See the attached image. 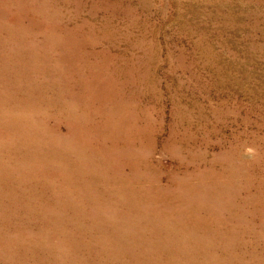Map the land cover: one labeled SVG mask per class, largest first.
Listing matches in <instances>:
<instances>
[{
    "label": "rangeland",
    "instance_id": "1",
    "mask_svg": "<svg viewBox=\"0 0 264 264\" xmlns=\"http://www.w3.org/2000/svg\"><path fill=\"white\" fill-rule=\"evenodd\" d=\"M7 23L11 69L33 62L0 106V264H264V0H0ZM72 57L105 94L64 96L94 160L82 171L69 141L53 152L72 120L34 105L27 80H78Z\"/></svg>",
    "mask_w": 264,
    "mask_h": 264
},
{
    "label": "bare ground",
    "instance_id": "2",
    "mask_svg": "<svg viewBox=\"0 0 264 264\" xmlns=\"http://www.w3.org/2000/svg\"><path fill=\"white\" fill-rule=\"evenodd\" d=\"M24 17V16H23ZM25 18V17H24ZM22 26V25H21ZM8 23L7 24H4V25H0V38L1 37H3L2 39H4V40H11V38L12 37H17V36H15V33L13 32V31H10V30H8ZM4 45H7L6 43H2V46H4ZM26 54V53H25ZM71 57V56H70ZM72 58H74V57H72ZM32 59H30V58H28L27 60H25L24 61V64H22V67L21 68H19L20 69V72L22 71H25L26 70V67H27V65H29V63L30 64H32V62L33 61H31ZM31 61V62H30ZM62 61V60H61ZM20 63H23V61H20ZM35 63V62H34ZM33 63V65H35ZM63 63V62H62ZM11 64H12V59L9 57V53H8V50H4L3 48H2V50H0V106H9V104H10V100H12L11 99V97L12 96H10L9 94L10 93H8L9 92V89H10V86H11V84H14V82L16 83V80H19V77H18V75H17V73L19 72V70H18V72L15 70V69H18V68H15V67H13L12 69H11ZM19 64V63H18ZM37 66H38V64H36ZM36 65H35V67H36ZM30 66V65H29ZM33 67V66H32ZM39 67H40V65H39ZM89 67H91V66H87L86 64H85V62L84 61H80V58H74V61L72 62V65H71V69L72 70H75V71H77L78 73H79V78H78V80H74L72 77H71V75H70V73H69V71H67V78L66 79H64V80H66V81H63V82H65V84L63 85V83H62V85L63 86H65V88L64 89H62V87L63 86H61L60 87V83L57 81V79H55V77H56V75H55V77L53 78H49V76H48V79H47V77H46V79H43L44 80V83H43V80H41V81H36L33 77H32V75H31V73H30V75H27L28 76V83H32V88H33V92H34V94L36 95L35 97H36V99H37V101H39V102H37L36 101V104L34 103V105H37V103H40V102H44V103H49L48 105H52V106H56V109L58 110V113H57V115L59 116V118L61 117V118H63V119H65V120H72L71 122H73V123H71V125L70 124H68V125H70L69 126V128H70V130H69V132L67 133V134H62L63 132H61V131H56L55 133L54 132H52V139H53V145H56V149H54L53 150V152L55 153V154H57V155H59L60 153V155L62 156L63 154H62V147L66 144V142L67 141H69V143L70 144H72V147H73V149H75L76 150V148L78 147L77 145H76V141H77V139H78V130H76V124L74 123L77 119L78 120H80V117L78 116V114H76V112H75V109H76V100L78 99V98H76V99H74V97L72 98V99H70V100H66V99H64V96L65 95H67V93L69 94L70 92L69 91H71L70 90V88H74V87H78V88H82V89H84V91H85V93L87 94V96L90 98V99H95L96 101H100V102H102V101H104V95H103V93H102V91L103 90H101L100 88H99V86L101 85V84H99V85H96V83H95V81H93V79H94V74H93V76H92V74L91 73H89ZM34 68V67H33ZM92 69H94L93 67H91ZM43 69V68H42ZM42 69H40V70H42ZM38 70V69H37ZM19 72V73H20ZM32 72H33V70H32ZM43 72H45V71H43ZM43 72H42V74H43ZM48 72H49V70H48ZM60 72V71H59ZM29 73V72H28ZM46 73H47V71H46ZM62 73V72H61ZM36 74V73H35ZM49 74H50V72H49ZM41 75V74H40ZM45 75V74H44ZM19 76H21V74L19 75ZM24 76H25V74H24ZM38 76V75H37ZM43 76V75H42ZM52 76H54V74L52 75ZM59 76H61V75H59ZM64 76V75H63ZM96 76V75H95ZM23 77V76H22ZM45 77V76H44ZM97 77V76H96ZM60 78H62V77H60ZM59 78V79H60ZM64 78H65V76H64ZM42 79V78H41ZM24 80V79H23ZM61 80V79H60ZM62 80H63V78H62ZM25 81V80H24ZM20 82V81H19ZM27 83V82H26ZM97 83H100V82H98V79H97ZM20 84V83H19ZM18 84V85H19ZM22 84V83H21ZM60 84V85H59ZM16 85V84H15ZM30 85V84H29ZM28 85V86H29ZM103 85V84H102ZM101 85V86H102ZM13 86V85H12ZM11 86V87H12ZM20 86H22V85H20ZM20 86L17 88L16 86V88L17 89H19L20 88ZM14 87V86H13ZM14 87V88H15ZM23 87V86H22ZM25 88H26V84H25ZM29 88H30V86H29ZM76 88L75 89H73V91L74 92H76L75 90H76ZM21 89V88H20ZM23 90H24V88H22ZM11 90H12V88H11ZM31 90V89H30ZM47 91V92H49V94L46 92V94H48V95H51V94H53V93H55V96L53 97L52 95V97H46L45 96V98H44V92L45 91ZM106 90V89H105ZM13 92H14V90H12ZM25 91V90H24ZM27 91H28V89H27ZM50 91H53V93H50ZM80 91V90H79ZM12 92V93H13ZM16 92H17V90H16ZM15 92V93H16ZM29 92V91H28ZM27 92V93H28ZM32 92V91H31ZM71 93V94H74L75 95V93ZM18 93V92H17ZM25 93V92H24ZM84 93V94H85ZM34 94H30V95H34ZM77 94H79L78 92H77ZM76 94V95H77ZM12 95V94H11ZM54 95V94H53ZM73 95V96H74ZM108 95V94H107ZM14 96H15V94H14ZM71 96V95H70ZM16 97V96H15ZM25 97V96H24ZM34 97V96H33ZM32 97V98H33ZM34 97V98H35ZM72 97V96H71ZM70 97V98H71ZM76 97V96H75ZM85 97V96H84ZM108 97V96H107ZM13 98V97H12ZM28 98H30V96L28 97ZM33 98V99H34ZM65 98H66V96H65ZM80 98V97H79ZM14 99V98H13ZM26 99H27V97H26ZM67 99H69V96H68V98ZM84 99H88V98H84ZM31 100V99H30ZM35 100V99H34ZM109 100V99H108ZM111 100H113V99H111ZM111 100H109V103L111 102ZM81 101V100H80ZM88 101H89V99H88ZM88 101H86V103L88 102ZM91 101V100H90ZM89 101V102H90ZM107 101V100H106ZM114 101H115V97H114ZM113 101V102H114ZM31 101H27V100H25L23 103H21V104H23L24 106H26V104H31L30 103ZM84 102V101H83ZM93 102H95V101H93ZM117 102V101H116ZM108 103V102H107ZM33 104V103H32ZM45 104V105H46ZM88 104V103H87ZM98 104V103H97ZM106 104V103H105ZM39 105V104H38ZM44 105V104H43ZM44 105V106H45ZM79 105H80V103H79ZM82 105V104H81ZM80 105V106H81ZM90 105V104H89ZM92 105H96L95 103L94 104H92ZM99 105H101V103H99ZM102 105H104V104H102ZM111 105V104H110ZM113 105V104H112ZM51 106V107H52ZM83 106V105H82ZM116 106V105H115ZM46 107H48V106H46ZM57 107H59V108H57ZM96 107V106H95ZM95 107H89V109L90 108H95ZM111 107V106H110ZM122 107V106H121ZM1 108V107H0ZM98 108V107H97ZM96 108V110H98ZM106 108V107H105ZM104 108V109H105ZM116 108V107H115ZM114 108V109H115ZM125 108V107H124ZM123 108V109H124ZM48 109L50 110V108L48 107ZM83 109V108H82ZM86 109V108H85ZM89 109H87V110H89ZM107 109V108H106ZM110 109V108H109ZM108 109V110H109ZM2 110V109H1ZM5 110V109H4ZM53 110V109H52ZM55 110V109H54ZM54 110H53V112H54ZM87 110H85V112L87 111ZM90 110H92V109H90ZM95 110V109H94ZM111 110V109H110ZM127 110H129V109H127ZM99 111V110H98ZM107 111V110H106ZM106 111H102L103 113L104 112H106ZM112 111V110H111ZM83 112H84V109H83ZM84 112V113H85ZM88 112V111H87ZM115 112V111H114ZM119 112V111H118ZM50 113V112H49ZM96 112H94V114L93 115H96L95 114ZM108 114H109V111L107 112ZM106 113V114H107ZM113 113V112H112ZM121 113V112H120ZM123 113H124V111H123ZM126 113H128V112H126ZM141 113V112H140ZM53 114V113H52ZM55 114H56V112H55ZM55 114H54V117H55ZM108 114H107V116H108ZM110 114H111V112H110ZM56 115V118L58 117ZM97 115L99 116V120L98 121H101V119H100V114H98V112H97ZM96 115V116H97ZM120 115V114H119ZM203 115V114H202ZM88 116V115H87ZM96 116H95V119H96ZM106 116V115H105ZM104 116V117H105ZM107 116H106V119H107ZM109 116H111V115H109ZM108 116V117H109ZM121 116V115H120ZM125 116V115H124ZM79 117V118H78ZM101 117L103 118V114L101 115ZM112 117H113V115H112ZM118 117V115L116 116L115 115V119ZM127 117V116H126ZM184 117V116H183ZM94 118V117H93ZM114 118V117H113ZM122 118V117H121ZM106 119L104 120V121H102V122H105L106 121ZM122 119H124V118H122ZM57 120H58V118L56 119V124H57ZM62 120V119H61ZM61 120H60V122H61ZM82 120V119H81ZM80 120V121H81ZM110 120H111V118H110ZM113 120V119H112ZM117 120H120L119 119V117L117 118ZM197 120V119H196ZM54 121V120H53ZM92 120H90V122H91ZM114 121V120H113ZM112 121V122H113ZM116 121V120H115ZM122 121V120H121ZM124 121V120H123ZM191 121V120H190ZM68 122V121H67ZM67 122H66V124H64L65 126L67 125ZM93 122V121H92ZM94 122H96V121H94ZM119 122V121H118ZM118 122H116L117 124L116 125H118ZM62 123H64L63 121H62ZM69 123H70V121H69ZM80 123V122H79ZM89 123V122H88ZM98 123V122H97ZM107 123H109L110 124V122H109V120H108V122ZM106 123V124H107ZM113 123H115V122H113ZM131 123V122H130ZM4 124V123H3ZM7 124H8V122H7ZM78 124V123H77ZM105 124V125H106ZM126 124V123H125ZM124 124V125H125ZM201 124V123H200ZM2 125V124H1ZM54 125V124H53ZM86 125V124H85ZM84 125V126H85ZM92 125V124H91ZM95 125V124H94ZM98 125V124H97ZM112 125H114V124H112ZM121 125V124H120ZM128 125V124H127ZM126 125V126H127ZM130 125H132V124H130ZM75 126V127H74ZM110 126V125H109ZM181 126V125H180ZM87 127H88V125H87ZM89 127H90V125H89ZM88 127V128H89ZM97 127H100V126H97ZM104 127H107L106 129V131H105V133H106V137H107V134L108 133H111V132H109V130H111L112 131V129H109L108 130V126H104ZM112 128H113V126H111ZM117 126H115L114 128H116ZM120 127V126H119ZM128 127H129V125H128ZM132 127H133V125H132ZM188 127V126H187ZM52 128V127H51ZM60 129H61V127H59ZM65 128H67V127H65ZM68 128V129H69ZM80 128V127H79ZM82 128H84V127H82ZM91 128V127H90ZM125 128V127H124ZM130 128H131V126H130ZM2 129V128H1ZM53 129V128H52ZM67 129V130H68ZM85 129H87V128H85ZM84 129V130H85ZM92 129H96L97 130V128L94 126V128L92 127ZM101 129H103V128H99V130L98 131H100V133H102V130ZM134 129V128H133ZM133 129H131V131L133 130ZM45 130H47V128L45 129ZM56 130V129H55ZM63 130V129H62ZM90 130V129H89ZM95 130V132L94 133H98L99 135H100V133L99 132H97ZM122 130H123V128H122ZM126 130V129H125ZM128 130H129V128H128ZM82 131V130H81ZM86 131V130H85ZM87 131H88V129H87ZM91 131V130H90ZM115 131V133H116V131L117 130H114ZM113 131V132H114ZM119 131V130H118ZM127 131V130H126ZM202 131V130H201ZM44 132V131H43ZM83 132V131H82ZM91 132H93V131H91ZM103 132H104V129H103ZM122 132V131H121ZM123 132H125V131H123ZM133 132V131H132ZM48 133V132H47ZM86 133V132H85ZM84 133V135L86 136L87 134H85ZM120 132H118V134H119ZM128 133V132H127ZM130 133V132H129ZM93 134V133H92ZM113 133H111V135H112ZM118 134H116V135H118ZM122 134V133H121ZM121 134H119V135H121ZM131 134V133H130ZM47 135L48 134H46L45 133V137H47ZM81 135V134H80ZM83 135V134H82ZM91 135V134H90ZM97 135V134H96ZM95 135V136H96ZM109 135V134H108ZM125 135V134H124ZM127 135V134H126ZM41 136H44V135H41ZM93 136V138H94V135H92ZM102 136V135H101ZM104 136H105V134H104ZM128 136V135H127ZM133 136V135H132ZM6 137V136H5ZM49 137V136H48ZM47 137V138H48ZM81 137V136H80ZM87 137V136H86ZM97 138H98V136H96ZM103 137V136H102ZM112 137V136H111ZM113 137H115V135L113 136ZM84 138V137H83ZM100 138V137H99ZM105 138V137H104ZM109 138V137H108ZM120 138V137H119ZM122 138V137H121ZM134 138V137H133ZM40 139H42V138H40ZM40 139H39V141H40ZM44 139V138H43ZM89 138H87V140H88ZM91 139V138H90ZM118 139V138H117ZM124 139V138H123ZM126 139V138H125ZM127 139H130L129 138V136L127 137ZM126 139V143H127V140ZM46 140V139H45ZM49 140H51L50 138H49ZM48 140V141H49ZM92 140V139H91ZM100 140V139H99ZM108 140V139H107ZM112 140V139H111ZM79 141V140H78ZM106 141V140H105ZM116 141V140H115ZM129 141H131V139L129 140ZM133 141V140H132ZM86 142V141H85ZM84 142V143H85ZM95 142V141H94ZM97 142V141H96ZM104 142V141H103ZM112 142V141H111ZM114 142V141H113ZM117 143H118V141H116ZM119 142H121L120 140H119ZM134 142V141H133ZM39 143V142H38ZM37 143V144H38ZM40 143H43L44 144V142H43V140H42V142H40ZM46 143H48L47 142V140H46ZM52 143V142H51ZM68 143V142H67ZM82 143V142H81ZM89 143V142H88ZM102 143V142H101ZM107 143V142H106ZM109 143V142H108ZM117 143H115L114 142V144L113 145H116ZM49 144V143H48ZM47 144V145H48ZM70 144H68V145H70ZM100 144V143H99ZM98 144V145H99ZM119 144V143H118ZM121 144H124L123 143V141H122V143ZM128 144V143H127ZM47 145H45L46 147H47ZM85 145V144H84ZM131 145V144H130ZM134 145V144H133ZM133 145H131V147L130 148H133L134 146ZM44 146V145H43ZM43 146H41V148H43ZM50 146L51 145H49V148H50ZM67 146V145H66ZM90 146V145H89ZM87 144L85 145V147H82L81 146V149L83 150V149H88V147H89ZM96 146H97V144H96ZM99 146H101V144L99 145ZM112 146V145H111ZM121 146H123V145H121ZM126 146V145H125ZM54 147V146H53ZM60 147V148H59ZM80 147V146H79ZM115 147V146H114ZM40 148V149H41ZM55 148V147H54ZM93 148V147H92ZM119 148H120V146H119ZM122 148V147H121ZM126 148V147H125ZM124 148V149H125ZM9 149V148H8ZM37 149H39V147H37ZM44 149H47V148H44ZM43 149V150H44ZM51 149V148H50ZM117 149V148H116ZM129 149V148H128ZM48 150V149H47ZM46 150V151H47ZM69 151H71L70 149H68ZM82 150H80V151H78V150H76V152L80 155V158L79 157H77L76 156V154H74V152H72L75 156H76V160H77V162H79L78 164H80L79 165V171H82L86 166V164H89L90 165V163L91 162H93V161H91L90 162V159L88 158V157H86V154L82 151ZM113 150H114V148H113ZM119 150H121V149H119ZM127 150V149H126ZM35 151V150H34ZM39 151V150H38ZM41 152H43L42 150H40ZM45 151V152H46ZM49 151V150H48ZM66 151V150H65ZM64 151V152H65ZM69 151H68V154H69ZM73 151V150H72ZM95 151V150H94ZM107 151V150H106ZM124 151V150H123ZM130 151H132V150H130ZM41 152H39V153H41ZM44 152V153H45ZM50 152V151H49ZM52 152V151H51ZM53 152H52V154H53ZM101 152H103V151H101ZM108 152V151H107ZM120 152V151H119ZM92 153V152H91ZM114 153H115V151H114ZM30 154H33V153H30ZM35 154V153H34ZM46 154H48V153H46ZM66 154V153H65ZM109 154V153H108ZM124 154V153H123ZM37 155H38V152H37ZM39 155H43V153L42 154H39ZM50 155V154H49ZM57 155H56V158H57ZM59 155V156H60ZM73 155V160H74V156ZM92 155H94V154H91L90 156H92ZM110 155V154H109ZM108 155V156H109ZM115 155H117V154H115ZM118 155H119V153H118ZM2 156V155H1ZM40 156V157H41ZM46 156V155H45ZM51 156V155H50ZM64 156V155H63ZM67 156V155H66ZM65 156V157H66ZM69 156V155H68ZM71 156V155H70ZM101 156V155H100ZM107 156V155H106ZM114 156V155H113ZM3 157V156H2ZM5 157V156H4ZM39 157V158H40ZM44 157V156H43ZM53 157H55V155H53ZM65 157H64V159H65ZM102 157V156H101ZM38 158V159H39ZM56 158H54V159H56ZM94 158V157H93ZM92 158V159H93ZM96 158V157H95ZM104 158H105V156H104ZM108 158V157H107ZM118 158V157H117ZM120 158V157H119ZM124 158L125 157H123V158H120V161H122L121 159H123L124 160ZM4 159V158H3ZM6 159V158H5ZM34 159L35 160H37V157H34ZM41 159V158H40ZM40 159H39V161H40ZM54 159H52L51 158V161L52 160H54ZM67 160H69L68 158H66ZM97 160H98V157L96 158ZM96 159H95V161H96ZM103 159V158H102ZM41 160H43V159H41ZM58 160V159H57ZM61 158H60V162H61ZM71 160V159H70ZM104 160V159H103ZM111 160V159H110ZM32 161V160H31ZM56 161V160H55ZM58 161V162H59ZM64 161H66V160H64ZM81 161V162H80ZM101 161V160H100ZM99 160H98V164H99V162H100ZM57 162V161H56ZM90 162V163H89ZM97 162V161H96ZM106 162V161H105ZM112 162V161H111ZM113 162H115V159H114V161ZM45 163V162H44ZM72 162H70V164H71ZM74 163V162H73ZM95 163V162H94ZM102 163V162H101ZM109 163V162H108ZM117 163V162H116ZM58 164V163H57ZM60 164V163H59ZM75 164V163H74ZM111 164V163H110ZM109 164V165H110ZM65 165H67V164H65ZM72 165V164H71ZM105 165V164H104ZM108 165V164H107ZM116 165V164H115ZM77 166V165H76ZM76 166H71V168L73 167H76ZM85 166V167H84ZM91 166H92V164H91ZM95 166V165H94ZM101 166V165H100ZM99 166V167H100ZM132 166V165H131ZM134 166V165H133ZM107 167V166H106ZM78 168V167H77ZM88 168H89V166H88ZM109 168V167H108ZM123 168H125V167H123ZM128 168V167H127ZM132 168L133 167H131V171H132ZM9 169V168H8ZM134 169V168H133ZM68 170H70L69 169V167H68ZM114 170V169H113ZM115 170H116V168H115ZM122 170V169H121ZM126 170V169H125ZM129 170H130V168H129ZM72 171V170H71ZM85 171H87L88 172V170H85ZM85 171H84V173H85ZM92 171L95 173V171H94V169H92ZM97 171V170H96ZM106 171H108V170H106ZM130 171V173H128V174H134V172H131ZM134 171V170H133ZM125 172H127V171H125ZM101 173H103V172H101ZM67 174V173H66ZM71 174V173H70ZM91 174V173H90ZM96 174V173H95ZM94 174V175H95ZM120 174V173H119ZM104 175H109V174H105L104 173ZM110 175H111V173H110ZM109 175V176H110ZM124 174H122V175H120V177L121 176H123ZM73 176V178H74V175H72ZM127 176V175H126ZM90 177V176H89ZM88 177V178H89ZM96 177V176H95ZM101 177V176H100ZM105 177V176H104ZM125 177V176H124ZM132 177V176H131ZM134 177V176H133ZM132 177V178H133ZM85 178V177H84ZM109 178V177H108ZM100 179V178H99ZM112 179V178H111ZM126 178H124V180H125ZM129 179H130V176H129ZM89 180H90V178H89ZM105 180V179H104ZM110 180V179H109ZM114 180H116V179H114ZM113 180V181H114ZM106 181H107V178H106ZM111 181V180H110ZM118 181V180H117ZM112 182V181H111ZM124 182V181H123ZM133 182V181H132ZM196 182V181H195ZM93 183V182H92ZM107 183H108V181H107ZM114 183V182H113ZM121 183V182H120ZM119 183V184H120ZM146 183V182H145ZM94 184V183H93ZM101 184H102V182H101ZM117 183L115 182V184L114 185H116ZM118 184V185H119ZM123 184V183H122ZM121 184V185H122ZM104 185V184H103ZM102 185V186H103ZM123 186V185H122ZM122 186H120V188L122 187ZM106 187V186H105ZM105 187H103V189L105 190L106 188ZM110 187V186H109ZM108 187V188H109ZM118 187V186H117ZM130 188V187H129ZM118 189V188H117ZM119 190H122V188L121 189H119ZM135 192V191H134ZM138 192V191H137ZM109 192L107 191L106 192V194H108ZM114 193H116V194H118V193H120V192H114ZM129 193H131V192H129ZM115 194V195H116ZM121 194V193H120ZM128 194V193H127ZM134 194V193H133ZM112 195V194H111ZM123 195V194H122ZM130 195V194H129ZM112 197V196H111ZM113 197H115V196H113ZM117 197H120V198H122L119 194L117 195ZM129 196H127L126 198H128ZM131 197V196H130ZM132 198V197H131ZM124 200H126V199H124ZM132 200V199H131ZM131 203V202H130ZM162 225V224H161ZM202 226V225H201ZM179 227V226H178ZM161 230H162V228H161ZM165 232H167V233H164V232H162V231H159L158 233H159V235H160V238H158L157 240L160 242V243H162V245H163V247L165 248V249H168L170 246H172V245H178L179 244V242L180 241H176V240H173L172 239V234L173 233H171V232H168V231H165ZM155 234V233H154ZM153 234V235H154ZM154 238H155V236H154ZM145 240V239H144ZM155 240H156V238H155ZM155 242V241H154ZM182 249H184V248H182ZM164 250V249H163Z\"/></svg>",
    "mask_w": 264,
    "mask_h": 264
}]
</instances>
